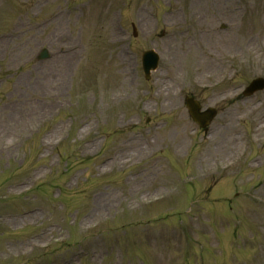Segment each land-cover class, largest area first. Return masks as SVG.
Instances as JSON below:
<instances>
[{
    "label": "rangeland",
    "instance_id": "rangeland-1",
    "mask_svg": "<svg viewBox=\"0 0 264 264\" xmlns=\"http://www.w3.org/2000/svg\"><path fill=\"white\" fill-rule=\"evenodd\" d=\"M258 76L264 0H0V264H264Z\"/></svg>",
    "mask_w": 264,
    "mask_h": 264
},
{
    "label": "bare ground",
    "instance_id": "bare-ground-1",
    "mask_svg": "<svg viewBox=\"0 0 264 264\" xmlns=\"http://www.w3.org/2000/svg\"><path fill=\"white\" fill-rule=\"evenodd\" d=\"M71 54V53H70ZM70 54H67V55H59V56H57V58L56 59H58V58H68V55H70ZM122 160V157H120L119 158V161H121Z\"/></svg>",
    "mask_w": 264,
    "mask_h": 264
},
{
    "label": "water",
    "instance_id": "water-1",
    "mask_svg": "<svg viewBox=\"0 0 264 264\" xmlns=\"http://www.w3.org/2000/svg\"><path fill=\"white\" fill-rule=\"evenodd\" d=\"M259 82H261V81H259ZM260 85V83H257V84H255L254 86L255 87H257V86H259ZM264 85V83L261 85V86H263Z\"/></svg>",
    "mask_w": 264,
    "mask_h": 264
}]
</instances>
